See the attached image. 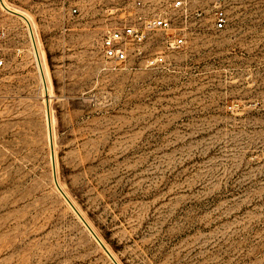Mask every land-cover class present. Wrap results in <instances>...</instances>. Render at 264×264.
I'll use <instances>...</instances> for the list:
<instances>
[{
  "label": "rangeland",
  "instance_id": "1",
  "mask_svg": "<svg viewBox=\"0 0 264 264\" xmlns=\"http://www.w3.org/2000/svg\"><path fill=\"white\" fill-rule=\"evenodd\" d=\"M136 1L0 6V264H264V0H141L187 44L106 62Z\"/></svg>",
  "mask_w": 264,
  "mask_h": 264
},
{
  "label": "built area",
  "instance_id": "2",
  "mask_svg": "<svg viewBox=\"0 0 264 264\" xmlns=\"http://www.w3.org/2000/svg\"><path fill=\"white\" fill-rule=\"evenodd\" d=\"M205 0H172L174 10L187 19L201 16L200 9H190L193 3ZM214 16V28H226L228 17L223 0H210ZM144 2L138 0L130 9L129 15L117 25L108 28L101 38V53L106 62L115 65L143 63L146 68H154L165 64V53L182 49L187 44V36L183 28H176L173 21L161 13H151L144 9ZM74 6L71 13L77 14ZM161 33L163 51L156 56L146 53V45L153 36ZM235 107L230 105L229 110Z\"/></svg>",
  "mask_w": 264,
  "mask_h": 264
},
{
  "label": "water",
  "instance_id": "3",
  "mask_svg": "<svg viewBox=\"0 0 264 264\" xmlns=\"http://www.w3.org/2000/svg\"><path fill=\"white\" fill-rule=\"evenodd\" d=\"M18 16H20L19 14L13 12V11H10ZM21 17V16H20ZM23 18V17H22ZM60 192L62 193V195L65 197V199L67 200V202L72 206V202H70V200L68 199V197L65 195V193L62 191V189H60ZM84 221V220H83ZM84 224L86 225V227L88 228V230L91 232V234L96 238V240L98 241V243L101 245V247L104 249V251L110 256V258L114 261V263H116V261L113 259V257L110 255V252L108 251V249L104 246V244L100 241V239L97 237V235L95 234V232L92 230V228L84 221ZM117 264V263H116Z\"/></svg>",
  "mask_w": 264,
  "mask_h": 264
},
{
  "label": "bare ground",
  "instance_id": "4",
  "mask_svg": "<svg viewBox=\"0 0 264 264\" xmlns=\"http://www.w3.org/2000/svg\"><path fill=\"white\" fill-rule=\"evenodd\" d=\"M0 6L1 7H3V8H6L7 10H9L8 9V6L6 5V3L4 2V0H0ZM10 11V10H9ZM16 13V12H15ZM18 14V13H17ZM20 16H21V18L23 17V20L25 21V23L27 24V27H28V31H29V35L31 36V33H30V29H32L31 28V24H30V21L28 20V18H26L25 16H22L21 14H19ZM19 16V17H20ZM31 38H32V36H31ZM36 45V44H35ZM33 46H34V44H33ZM33 49H34V47H33ZM34 54H35V56L37 55L36 54V50L34 49ZM41 54V53H40ZM37 57V56H36ZM38 59V58H37ZM40 61V60H39ZM37 63H38V60H37ZM41 79H42V77H41ZM49 88V87H48ZM49 125H50V127H52V124H53V118L51 117V116H49ZM51 130V129H50Z\"/></svg>",
  "mask_w": 264,
  "mask_h": 264
}]
</instances>
